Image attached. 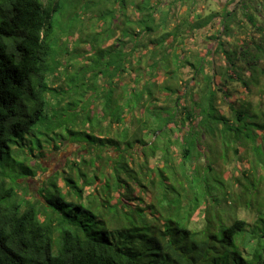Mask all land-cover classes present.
<instances>
[{
  "label": "trees",
  "instance_id": "1",
  "mask_svg": "<svg viewBox=\"0 0 264 264\" xmlns=\"http://www.w3.org/2000/svg\"><path fill=\"white\" fill-rule=\"evenodd\" d=\"M111 1L112 9L102 15L112 24L122 15L117 28L123 27L131 47L110 29L125 47L110 53L105 71L94 74L111 82L101 118L94 122L92 107L88 115L75 108L52 123L66 127L68 141L86 153L68 163L67 193L44 182L34 197L28 180L44 168L42 142L40 159L34 148L23 155L35 159V167L16 157L14 148L26 149L31 129L47 123L48 99L59 94L47 74L54 71L57 46L53 15L64 7L59 0H0V264H161L164 257L175 264H264V201L257 204L258 229L238 215L240 209L254 210L247 194L255 202L263 198L264 168L252 166L230 178L226 169L232 155L240 160L242 153L264 146V105L256 111L250 101L237 106V99L223 109L219 93L229 91L205 75L211 59L202 53L188 60L179 49L184 31L201 30L218 17L223 33L233 34L234 12L199 15L171 29V6L190 0H170L169 11L161 12L159 0ZM246 20L258 40L250 34L238 44L211 38L228 67L217 74L225 84L239 83L246 94L259 92L262 98L264 27L252 14ZM100 33L89 72L99 63L92 59H106L105 43L99 48L106 33ZM185 65L193 76L183 82ZM52 147L59 150L58 143ZM153 160L159 163L152 166ZM251 174L260 191L243 182ZM82 184L93 192L85 196ZM202 208V230L190 227Z\"/></svg>",
  "mask_w": 264,
  "mask_h": 264
},
{
  "label": "rangeland",
  "instance_id": "2",
  "mask_svg": "<svg viewBox=\"0 0 264 264\" xmlns=\"http://www.w3.org/2000/svg\"><path fill=\"white\" fill-rule=\"evenodd\" d=\"M159 1H161L159 4L160 12L164 10L169 11L170 0ZM59 2L64 8L61 13H55L53 15L56 34L55 40H57V46L53 44L55 56L52 58V65L54 71L47 74L49 85L51 88L59 91V94L52 92V97L48 99L46 112L47 123L45 124L44 122L42 128H40L41 125L38 124L31 129V134L34 137L31 141H28L26 149L23 146H16L14 148L16 157L21 154V159L27 163V165L35 167V159L29 156L28 160L23 155L28 152V149L30 150L34 148L35 155L40 159L42 154L38 141L42 142V147L45 151H42L44 158H42L41 161L44 168L38 170V174L35 178L28 180L31 189L30 194L34 197L40 196L39 191L44 182L49 187L58 184L63 193H67L68 189L65 186L64 179L70 171L68 163L79 160L86 153L82 150L81 144H71L68 141L69 138H67L68 132L66 131V127L60 129L53 128V120L61 119V114L68 117L69 113H72L75 108H77V112H81V109L83 108V112L88 115L90 107H92L94 113L91 117L96 123L103 114L102 110L105 99H107V95L111 92V87L108 83L111 82L109 79H106L107 76L105 77L102 74L95 76L94 74L99 70L105 71L107 67V58L109 55L111 56L110 53L114 54L116 51L122 50L125 46L128 49L131 47V44H129L130 41L125 36L126 32L123 30V27L120 26L117 28L116 23L121 21L118 19L122 18V15H120V17L116 19L117 21L113 24L111 18L108 20L107 16L102 15V13L104 14L112 9L113 2L111 0H59ZM171 7L172 10H170L168 17L170 24L169 27L171 29L173 27L175 28L176 25H186L188 20L193 23L199 15L207 18L211 14H223L226 9L230 12H234L236 19L232 26L233 34L227 35L223 33L220 17L216 18L212 24L201 30L195 32H192L191 30L184 31L185 36L183 41H185V44L179 48L182 51L181 56L191 60L193 56L195 57L205 53L207 60L211 59L210 61H212V65L206 67L205 75L215 77V86L225 92L229 91L228 95H225V93L223 94L222 92L219 93V104L223 109H227L228 104L237 101V99H242L241 103L237 104V106L243 104L244 100L250 101L256 111L259 109L260 103L264 105V94L262 95V98L259 97V92L253 95L246 94L239 83L226 80L227 83L225 84L224 80L221 81L220 76L217 74L220 72L219 67H223L222 69L225 70L228 67H226V61L222 56V51L219 53L214 52L215 50H213L212 45L215 44V40H211L212 37L219 35L224 43L238 44L248 34L254 36V38L258 40L259 32L248 24L246 16L252 14L257 20V25L264 27V0H196V2L190 0V2H187L184 5ZM160 12L157 14V19L162 15ZM131 13V18L134 21L138 20L137 13ZM110 29H112V31H117V34L114 35L116 38L118 37L122 41L125 40V42H127L124 47L119 46L122 43L115 42L114 39L111 38L110 35L112 31ZM103 31L106 33V36L101 39L102 41L99 48L105 43L103 49L106 48L107 51L106 59L103 61L98 57L92 59L93 62L98 60L99 63L96 64L95 69L89 72L91 61H88V59L94 55L92 48L93 43L95 42L97 35ZM230 46L231 45L229 44L228 47ZM226 47L227 46L225 45L222 49H226ZM177 72L180 73L179 71ZM119 76L121 77L119 78V81L123 85L124 77L120 74ZM192 76V68L189 65H185L182 68V74L180 75L179 80H183V82L190 81ZM158 80L162 82L163 77H159ZM104 126H106V123H104ZM84 130L91 133L92 129L89 125H86ZM54 143H58L59 150L52 147ZM240 158L241 159L239 160L238 157L231 156L230 163L226 165V169L229 170L227 172L228 178L231 177V174L236 177H241L243 171L252 168V166L259 168V170L263 169L264 146L262 148L260 147L259 151H256L255 153H242ZM158 163L159 162L156 160H153L152 166H156ZM243 180L245 185L250 187L249 190L260 191V182L256 176L251 174L250 179L243 178ZM81 187L84 189L85 196L93 192V187H86L83 184ZM22 188L21 191L24 190V187ZM23 194L24 191L22 192V195ZM263 194L264 193H262V195ZM245 197L247 203H252L251 200H253L254 210L240 209L238 215L240 218L247 220L251 226H254L259 215L257 204L260 201H264V195L263 198L261 197V199H257L256 202V199L251 198L250 193ZM124 207L126 210H129L126 205ZM203 212L204 208L200 209L195 214L190 227L192 226V228L200 229L204 225L205 217ZM255 226L257 229L259 228L257 224ZM261 232L264 231L261 229L259 233ZM252 245L251 250L255 247L256 242L252 243ZM161 264L175 263L168 261L167 258L164 257Z\"/></svg>",
  "mask_w": 264,
  "mask_h": 264
}]
</instances>
